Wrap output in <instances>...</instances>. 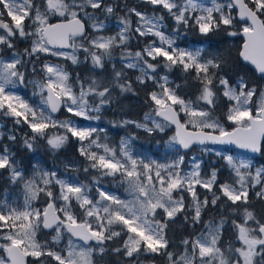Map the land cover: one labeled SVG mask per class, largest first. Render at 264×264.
Returning a JSON list of instances; mask_svg holds the SVG:
<instances>
[{"label":"snow or ice","instance_id":"snow-or-ice-1","mask_svg":"<svg viewBox=\"0 0 264 264\" xmlns=\"http://www.w3.org/2000/svg\"><path fill=\"white\" fill-rule=\"evenodd\" d=\"M143 3L164 11L149 14L108 0H0V173H7L22 196L21 203L10 199L7 189L0 195V249L6 253L0 264H29V258L31 264H99L94 256L105 255L122 257L123 264H144L145 258L150 264L157 258L164 264H264V217L249 207L250 192L264 201V165L217 152L231 173L220 181V169L205 171L197 155L186 162L194 146H201V156L213 152L209 144L264 154V87L239 72L233 75L226 50H210L204 41L179 43L190 32L205 38L243 36L239 57L264 77V0ZM121 7L123 15L117 12ZM53 17L63 19L51 22ZM166 17L174 21L171 28ZM113 19L119 28L106 34ZM133 40H143V47L131 50ZM18 42L27 46L20 49ZM47 56L90 64V72L110 66L111 74L74 79L64 64L42 59ZM174 69L183 74V83L170 78ZM129 70L139 72L135 83L151 82L150 110L143 120L123 119L113 126L149 135L175 126L167 141L175 154L170 161L137 154L134 134L113 146L106 129L74 119L99 121L117 93L136 95ZM189 78L194 95L184 90ZM29 87L30 96L24 92ZM221 101L227 105L223 119L216 115ZM62 109L69 115L60 119L54 114ZM7 120L13 130L5 131ZM21 126L28 129L22 145L33 153L41 141L55 153L74 140L85 162L82 171L94 173L90 181L74 183L39 164L26 174L3 143H15ZM103 178L123 186L130 198L105 190ZM177 217L193 229L178 243L169 235ZM228 231L239 246L225 236Z\"/></svg>","mask_w":264,"mask_h":264},{"label":"trees","instance_id":"trees-1","mask_svg":"<svg viewBox=\"0 0 264 264\" xmlns=\"http://www.w3.org/2000/svg\"><path fill=\"white\" fill-rule=\"evenodd\" d=\"M110 3H119L123 5L126 3L129 7L136 6L137 8L141 10L147 11L149 14L153 11H156L157 8L152 7L149 4H144L143 0H108ZM164 10L159 8V13H162ZM117 12L119 15H123V7L117 9ZM58 19L57 17L52 18V20ZM60 19V18H59ZM135 17H133V21L135 22ZM166 23L169 25V28H171L174 25V21L171 20V18L166 17ZM115 20L113 19L112 23L110 24L109 30L106 34H113L118 29L115 27ZM151 39V38H148ZM204 41V47L209 48L210 50H226V54L229 56L231 60V68H232V74L235 75L236 72H239L241 75L245 76V79L249 80L251 83L255 84L257 88L264 87V78L257 75L255 71L248 65L244 64L240 57H239V49L241 47L242 43V37L236 36V37H228L224 35L223 33H220L215 36H211L209 38H205L202 36H199L198 34H195L194 32H190L186 39L182 41V45H198L197 42ZM18 48L23 49L27 46V42H18L17 44ZM143 47V40L137 41L133 40L130 48L133 51L140 50V48ZM42 59H46L48 61L50 60H56L60 61L62 64H64L68 71L72 73L73 78L79 74L80 79L87 80L89 76H99L101 79H104L105 77L109 76L111 74V67L108 66L107 70L105 72H101L99 69H97L95 72H90L89 69L91 68L90 64H79V65H72L70 61H65L63 59H55L51 56L42 57ZM115 63L117 67H120V61H119V53L117 52V58L115 60ZM136 75H139L138 71H128L129 78L134 81V88L136 89V95H133L132 93H127L125 95H119V93L116 94V101L111 105L105 107L100 115L103 117V119L107 122V133L110 135L108 141L110 143L117 144L120 137L123 136H129V135H135L137 139L134 140L135 143L141 146H145L149 151H153L154 154L158 153L162 147H164L165 142L174 135V127H170L167 129L165 133H159V134H147L142 129H137L132 126L127 127H119L113 126V121H120L123 119H134V120H143L144 114L150 110V104L146 102L147 99V92L149 89L152 88L151 82L148 83L147 86L140 85L138 83H135V77ZM171 78L175 80L177 83H183V74L179 71V69H174ZM189 95L195 94V85L192 83L191 79L189 78L188 85L184 89ZM32 89L29 87V92H31ZM226 102L221 101L219 107L216 109V115L223 119V113L226 111ZM185 117L182 116V119L184 120ZM7 127H12V121L7 120L5 121ZM9 124V125H8ZM227 128H231L232 125L230 122L225 123ZM17 134V141L15 143L5 141L3 143L9 144L12 150L18 151V155H21L24 157L26 154L31 156H36L37 158L44 159L48 163L55 164L57 162L61 163V160L63 158H69L70 160L72 157L78 156L77 151V145L74 141H71L68 145L65 146L64 149H62L59 152H52L51 150L47 149L44 146V142L41 141V147L40 149L33 153L26 150L21 142V135L24 132H28L25 126H21L19 130H15ZM159 149V150H158ZM198 149L197 146H195V151ZM192 151V150H191ZM190 151V152H191ZM26 153V154H25ZM211 158H216L214 155H209ZM22 164H26L27 160H22ZM220 165H223V163H219ZM76 173L79 174L80 178L85 181H90L91 175L90 173H84L82 171V168L74 169ZM231 178L230 170L223 165V167L220 169L219 172V180L225 181L229 180ZM8 186L11 187L8 180H7ZM0 186L6 187V179L3 178L2 174L0 173ZM198 191L202 194L204 193L203 189H199ZM250 209L254 210L257 217H264V201L259 200L255 197L254 191L250 192V203H249ZM210 215L215 216L216 212L213 211L210 213ZM207 218V217H205ZM199 227L196 229V231H199ZM193 232V229L191 226H189L187 223H185L182 219V217H177V220L175 223H171L169 226V235L178 243L179 240L183 237H188ZM225 236L229 239H232L237 246H239V241L234 240L233 232L228 231L225 233ZM50 238V237H46ZM94 259L99 262V264H123V258L118 257L116 255H105L103 258L99 256H94ZM32 258H29V264H31ZM151 258H145L144 264H150ZM156 264H164L160 258L156 259Z\"/></svg>","mask_w":264,"mask_h":264},{"label":"rangeland","instance_id":"rangeland-1","mask_svg":"<svg viewBox=\"0 0 264 264\" xmlns=\"http://www.w3.org/2000/svg\"><path fill=\"white\" fill-rule=\"evenodd\" d=\"M205 2L206 3L207 2H210V0H205ZM152 7H155V6H152ZM158 11H159V8H157L156 11H153V12H157L159 14ZM53 18H55V17H53ZM115 24H116L115 27L118 29L119 28V25L116 22H115ZM167 26L169 28V25L168 24H167ZM184 40L179 41L181 47L192 46L193 45V44L182 45L181 43ZM196 46H199V45H196ZM68 51H70V49ZM53 58H55V59H62V58H58V57H53ZM50 61L51 62L61 63L60 61H56V60H50ZM24 92L28 96L31 95V92H29V88L28 89H25ZM54 115L57 116V117H59L60 119H63L66 116H68L69 114L66 113L62 109L61 112L56 113ZM74 119H75L76 123L79 124V125H81V126H85V127H89V126L90 127H98V128H103V129H106V130L108 129L107 122H106L105 119H103L102 116H101V120H99V121H95V120H85V119L79 118V117H76ZM184 119H186V117ZM5 124H6V122H5ZM225 127H226V125H225ZM190 128H191V126H190ZM26 129H27V127H26ZM7 130H13V129H12V127H6L5 131H7ZM107 136H108V139H109V136L110 135L108 133H107ZM123 137H126V136H123ZM121 138L122 137L119 138L117 144L110 143L109 141L108 142L111 145H113V146H118L119 145V141H120ZM167 141L165 142L164 147H162L160 149V151L158 153H156V154H154L153 151H149L145 146H141L140 144L138 145L134 141H133V144H134V148H135V151H136L137 154H142L144 156L150 157L151 159L157 160L159 162H166V161H170V160H172V159L175 158V154H174L173 150L170 149V148H168V146H167ZM77 147H78V145H77ZM200 147L201 146H199L198 149L196 151H194V152L193 151L188 152V154L186 156V162H189L190 161L192 155H197L198 158H202L205 161V164L202 165V168L205 171H208L211 167H216V168L221 169L224 164L226 166V161L224 159H222L221 156H217L216 155L217 152L221 153L222 155H232V156L237 157L239 159H252L253 164H254L255 167H260V166L264 165V159L261 160V161H258L257 159L250 158L249 156H246L244 154H241V153H239L237 151H234V150H231V149H228V148H224V147H219V146H210V145H208V147L214 149V151L211 152V153H205V154H203V156H201V154H200ZM13 151L16 153L17 161L26 170V174H28V175H31V173L33 171V166L39 164L40 167H43V168H45L47 170H56V171H58V173L60 174V176L62 178H66V179H69L70 178L72 180V182H74V183L77 182V181L88 182V181H85V180L81 179L80 176H79V174L76 173L75 170H74V169H77V168H82V166L85 163L84 160H83V158L79 156V153H78V156L77 157H72L71 160L69 158H63L61 160V163L57 162L55 164H52L50 162L48 163L44 159H40V158H37L36 156H33L34 154H32L31 156H29L28 154L25 153L26 155L24 157H22L21 155H18V151H16V150H13ZM181 154H183L182 151H181ZM210 154L214 155L216 158H214V157L211 158L209 156ZM22 160H27L26 164H22L23 163ZM220 161H221V163H223V165H220L219 164ZM69 163H71L73 165V167L72 168H69V169H66L65 168V165H67ZM190 167H191V165L189 164V169H187V170H190ZM228 170H230V169H228ZM1 174H2L3 178L5 177V179H6V187H3L2 188L0 186V195L3 194V192H4L5 189H7L9 191V193L11 194L10 195V199L17 200V201H19V202L22 203V196H21V193L19 191V188L16 187V186H12V185H10L11 187H7L8 186V183H7V173L4 172V173H1ZM110 180H111V178H103L102 185H103V187H104L105 190L110 191V192H112V193H114V194H116V195H118V196H120L121 198H124V199H129L130 198L129 195H128V193L124 190V187L123 186H120V185L116 184L114 181L113 182H110ZM37 206H43V205L37 203ZM0 257H6V253L2 249H0Z\"/></svg>","mask_w":264,"mask_h":264},{"label":"water","instance_id":"water-1","mask_svg":"<svg viewBox=\"0 0 264 264\" xmlns=\"http://www.w3.org/2000/svg\"><path fill=\"white\" fill-rule=\"evenodd\" d=\"M55 22H59V20H57V21H55ZM242 38H243V42H244V37L242 36ZM243 42H242V44H243ZM241 47H242V45H241ZM241 60H242V58H241ZM242 61H243V60H242ZM243 62H244L245 64L249 65V66H250V67L256 72V74H258V75L261 76V74L255 70V67H254L253 65H251V64H249L248 62H245V61H243ZM173 127L175 128V126H173ZM190 130H193V129L190 128ZM209 145H211V146L227 147V148H230L231 150L237 151V152L242 153V154H244V155H246V156H249V157H251V158H256V157L260 156V154L251 153V152H249V151H247V150H245V149L238 148V147L235 146V145H222V144H215V145H213V144H209ZM182 151H184V150H182ZM189 151H190V150H189ZM189 151H188V152H189Z\"/></svg>","mask_w":264,"mask_h":264},{"label":"flooded vegetation","instance_id":"flooded-vegetation-1","mask_svg":"<svg viewBox=\"0 0 264 264\" xmlns=\"http://www.w3.org/2000/svg\"><path fill=\"white\" fill-rule=\"evenodd\" d=\"M56 20H60L59 18L58 19H54V20H51V22H55ZM264 159V154H261V156L259 158H257L258 161H261Z\"/></svg>","mask_w":264,"mask_h":264}]
</instances>
